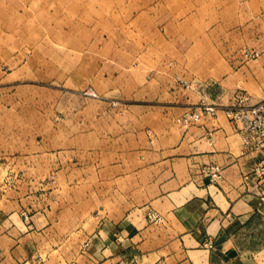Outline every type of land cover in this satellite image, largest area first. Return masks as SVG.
<instances>
[{
	"label": "rangeland",
	"instance_id": "obj_1",
	"mask_svg": "<svg viewBox=\"0 0 264 264\" xmlns=\"http://www.w3.org/2000/svg\"><path fill=\"white\" fill-rule=\"evenodd\" d=\"M204 43L225 58L240 47L245 62L264 60V0H0V205L18 197L30 222L82 204L67 184L118 172V155L153 121L148 110H164L166 90L150 83L157 65ZM228 70L219 67L217 83L173 80L201 96L192 110H227L234 92L251 96ZM85 203L115 209L118 194Z\"/></svg>",
	"mask_w": 264,
	"mask_h": 264
},
{
	"label": "crops",
	"instance_id": "obj_2",
	"mask_svg": "<svg viewBox=\"0 0 264 264\" xmlns=\"http://www.w3.org/2000/svg\"><path fill=\"white\" fill-rule=\"evenodd\" d=\"M241 50L225 58L207 43L174 49L150 82L166 90L164 110H148L153 121L143 141L134 138L129 154L118 155V172L79 174V186H67L80 189L82 204L37 212L30 222L18 197L0 205V264H264V182L252 174L264 150L245 149L224 109L180 123L201 113L192 110L201 96L173 80L217 83L219 67H226L232 87L245 84L257 101L264 96V60L247 63ZM214 165L223 171L217 182L204 173ZM92 194H118V205L92 210L85 203ZM151 213L160 220L150 222Z\"/></svg>",
	"mask_w": 264,
	"mask_h": 264
},
{
	"label": "built area",
	"instance_id": "obj_3",
	"mask_svg": "<svg viewBox=\"0 0 264 264\" xmlns=\"http://www.w3.org/2000/svg\"><path fill=\"white\" fill-rule=\"evenodd\" d=\"M233 105L225 110L227 118L242 135L244 147L249 151L264 150V98L255 101L250 95L242 91L234 92ZM214 109L205 108L201 113L193 112L185 114L179 122L189 125L200 120L201 115H213ZM204 173L213 181H220L223 171L220 166L214 165L204 170ZM252 174L257 180L264 182V162H260L252 169ZM150 222H158L159 216L151 213L148 216ZM212 248V243H207Z\"/></svg>",
	"mask_w": 264,
	"mask_h": 264
}]
</instances>
